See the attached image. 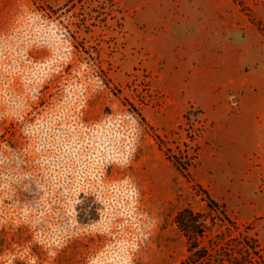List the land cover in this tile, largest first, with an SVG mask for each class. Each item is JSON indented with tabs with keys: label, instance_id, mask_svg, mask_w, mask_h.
Wrapping results in <instances>:
<instances>
[{
	"label": "rangeland",
	"instance_id": "obj_1",
	"mask_svg": "<svg viewBox=\"0 0 264 264\" xmlns=\"http://www.w3.org/2000/svg\"><path fill=\"white\" fill-rule=\"evenodd\" d=\"M263 30L264 0H0V264H178L196 184L238 228L202 242L264 257Z\"/></svg>",
	"mask_w": 264,
	"mask_h": 264
},
{
	"label": "trees",
	"instance_id": "obj_2",
	"mask_svg": "<svg viewBox=\"0 0 264 264\" xmlns=\"http://www.w3.org/2000/svg\"><path fill=\"white\" fill-rule=\"evenodd\" d=\"M174 163L180 173L189 177L190 161L181 160ZM195 187L204 194L206 206L214 213L215 218L190 208L181 209L175 214L174 223L185 238L187 251L186 257L178 264H264L257 241L246 234L231 236L227 235V232L218 233L208 238L206 243L202 242L207 233L212 232L216 219L221 222L226 220L235 231L238 228L235 222L226 216L221 204L202 190L201 185L196 184Z\"/></svg>",
	"mask_w": 264,
	"mask_h": 264
},
{
	"label": "crops",
	"instance_id": "obj_3",
	"mask_svg": "<svg viewBox=\"0 0 264 264\" xmlns=\"http://www.w3.org/2000/svg\"><path fill=\"white\" fill-rule=\"evenodd\" d=\"M203 21V20H202ZM206 22H208V21H206ZM205 25L203 24V22H201L200 24H198V28H199V31H201V29L204 31V29H203V27H204ZM206 26H208V24L206 23ZM197 45H199L200 47H201V45L203 46V44L201 43H197ZM233 47H234V49H236V51H238L239 52V44L238 43H233ZM238 60L239 61H243L244 60V57H241V56H239L238 57Z\"/></svg>",
	"mask_w": 264,
	"mask_h": 264
}]
</instances>
